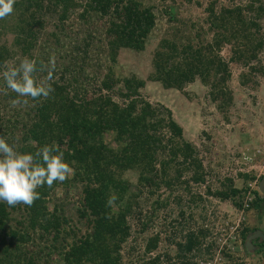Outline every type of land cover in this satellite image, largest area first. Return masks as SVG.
I'll list each match as a JSON object with an SVG mask.
<instances>
[{
    "label": "trees",
    "instance_id": "1",
    "mask_svg": "<svg viewBox=\"0 0 264 264\" xmlns=\"http://www.w3.org/2000/svg\"><path fill=\"white\" fill-rule=\"evenodd\" d=\"M218 1H209L205 9L206 27L198 30L192 24L195 34L188 31L180 41L163 38L158 43L148 81L176 91L198 81L208 89L216 110L224 114L233 103L231 66L239 65L252 74L257 70L254 62L264 51V5L250 0L224 7ZM164 13L170 23L179 22L176 12ZM71 16L74 20L68 26ZM53 18L57 28L47 38L61 52L55 60H44L35 52L47 20ZM155 26L154 11L138 0H16L14 13L0 19V80L6 102L0 101V138L21 154H35L45 145L58 147L74 169L63 183L38 188L40 198L32 206L0 203V264H41L25 246L46 237L52 244L63 242L51 248L58 254V264L166 263L157 253L160 233L144 239L141 259L132 262L125 255L124 249L133 239L130 218L141 211L137 203L140 191L146 189L148 201L162 188H183L194 203L202 200V193H192L191 186L204 187L206 171L172 112L141 96L145 81L135 75L120 78L114 74L120 51H143ZM41 47L48 50V57L52 55L53 47L47 43ZM226 48L229 54L224 58ZM24 58L37 62L38 82V73L46 77L51 74V80L47 77L44 84H50L54 91L47 98H20L26 101L19 104L21 109H12L6 117L2 108L18 97L6 88L2 73ZM131 174L136 175L135 183L128 178ZM241 176L245 181L253 180ZM72 185L81 188L78 212L87 226L80 236L60 214L61 209L50 211L47 206L55 189ZM204 189L207 196L230 200L243 209L246 188L230 185L228 191L209 186ZM182 198L175 196L176 200ZM162 205L159 201L154 204L153 215ZM142 226L145 228L146 223ZM249 231L243 225L242 244ZM208 234L207 229L200 228L188 233L184 243L175 242L176 258L185 259L194 249L201 254ZM211 248L205 247L204 254L210 255Z\"/></svg>",
    "mask_w": 264,
    "mask_h": 264
},
{
    "label": "rangeland",
    "instance_id": "2",
    "mask_svg": "<svg viewBox=\"0 0 264 264\" xmlns=\"http://www.w3.org/2000/svg\"><path fill=\"white\" fill-rule=\"evenodd\" d=\"M138 1L152 8L156 15V26L143 51H120L117 62L113 66L115 76L124 78L135 75L144 80L145 87L141 90V96L148 102L162 105L172 112L173 119L183 129L184 138L196 147L204 164L206 171L204 187L209 186L212 190L227 191L230 185L236 188H246L249 183H252L256 187L259 178L264 175V51L254 62L253 66L257 70L252 74H248L247 69L241 68L239 65L231 66L233 79L229 82V87L232 91L233 103L223 114L216 110L208 96V89L198 81L186 86L183 91L164 90L158 84L148 81V76L152 72V54L158 43L163 38L180 41L181 37L188 34V31L192 35L195 34L196 30H192V24L197 25L196 29L198 28V30L201 26L206 27L204 23L205 9L211 0ZM249 1L219 0L218 3L224 7H232L237 4L244 5ZM259 1L264 5V0ZM169 10L176 12L178 23L169 22L164 13ZM72 16L75 15L72 14ZM73 17L68 20L66 25H72ZM56 25L57 22L54 18L47 20L46 30L41 33V45L36 50L35 56L44 57V60L47 58L55 60L59 57L61 50L56 51V46L51 38H47L49 33L56 31ZM49 42L52 43V46ZM44 43H47L50 48L53 47L52 55L49 57L46 53L48 50H43L41 47ZM44 49L46 48L44 47ZM226 49L222 53L224 58L229 54L228 48ZM12 65L18 66L17 62ZM245 74L248 76L245 77ZM37 75L40 78V83H47L48 76H44L42 72ZM243 81L247 82L243 85L241 84ZM3 87L0 80L1 99L4 92ZM0 101H3V104L6 103L3 99ZM12 109L20 110L21 105L8 103L6 108H2L4 116H10ZM16 140L17 142L20 140L19 134H17ZM241 175L253 177V180L245 181ZM128 178L131 183H135L136 175H128ZM191 187L192 193L198 195L202 193V200L191 203L189 195L183 188L178 191L162 188L159 191L162 194L158 193L160 197L157 194L145 201L148 197L147 191L146 189H143V192L140 191L137 203H139L141 211L136 212V218H130L131 238L133 239L124 249L126 257H129L132 262L141 259L144 239L160 233L161 243L157 253L163 255V261L166 260L165 264H200L218 257L219 244L221 245L219 238L223 231L229 233L235 230L236 224H239L234 233L236 239L232 244L233 250L230 253L227 251L222 253V263L259 264L262 256L245 252L244 243L240 242L241 229L243 225H248L246 224L247 210L241 214L242 208H236L230 200L207 196L204 187L193 185ZM178 194L183 197L181 200L175 199ZM81 197L80 186L72 185L65 189H55L47 203L50 211L53 208L61 209L60 214L68 219L69 226H72L77 236L85 234L87 231L85 220L81 219L78 212L81 209ZM242 200H244V196ZM157 201L163 205L153 215L154 204ZM15 218H19V216L15 215ZM249 218H251L250 215ZM142 223H146L145 228ZM200 228L207 229L209 233L203 240L201 254H197L194 249L185 259L176 258L177 246L175 242L184 243L188 233ZM66 239H68L67 242L70 241V238ZM61 243H63L62 240L52 244L50 238L46 237V240L37 238L33 244L25 246V249L31 251L34 254V260L37 259L41 264H58V254L52 250L53 246L58 247ZM209 245H212L210 255H205L203 251Z\"/></svg>",
    "mask_w": 264,
    "mask_h": 264
},
{
    "label": "clouds",
    "instance_id": "3",
    "mask_svg": "<svg viewBox=\"0 0 264 264\" xmlns=\"http://www.w3.org/2000/svg\"><path fill=\"white\" fill-rule=\"evenodd\" d=\"M16 0H0V19L14 13ZM37 62L24 58L18 66L3 71L5 86L17 95L13 104H20V98H47L54 89L50 84L37 81ZM48 79L51 80V74ZM74 169L64 160L58 147L45 145L35 154L18 153L14 146L0 138V203L9 207L17 204L32 206L40 198L38 188H49L54 183H63L70 178ZM112 200L110 199L109 203Z\"/></svg>",
    "mask_w": 264,
    "mask_h": 264
},
{
    "label": "flooded vegetation",
    "instance_id": "4",
    "mask_svg": "<svg viewBox=\"0 0 264 264\" xmlns=\"http://www.w3.org/2000/svg\"><path fill=\"white\" fill-rule=\"evenodd\" d=\"M263 179L264 175L259 178L257 186L253 192L254 197L246 209L248 218L249 215L251 217L249 220L248 218L246 219V224H248L247 226L250 229L249 233L246 235V238L248 235H252L254 239L252 240V251L245 250V252H252L255 256H260L261 252H264V184L261 186ZM249 224L251 225L249 226ZM263 258L264 254L262 255V259ZM262 259L259 261V264L261 263Z\"/></svg>",
    "mask_w": 264,
    "mask_h": 264
},
{
    "label": "built area",
    "instance_id": "5",
    "mask_svg": "<svg viewBox=\"0 0 264 264\" xmlns=\"http://www.w3.org/2000/svg\"><path fill=\"white\" fill-rule=\"evenodd\" d=\"M254 184L249 183L246 187V196H245V201H244V205H243V209L241 210V214L247 209L248 204L252 201L253 197H254ZM244 219L242 218V221ZM239 224H236L237 227H235L234 229L237 230V228ZM232 229V228H231ZM235 230H232L231 232L227 233V231H223V234L221 235V238H219V243H221V245L219 244V249H218V254H217V258L215 259H209L208 261H205L203 263L200 264H223V257H222V253H224L225 251H227L228 253H230V251L233 250V245L235 243V237H234V233Z\"/></svg>",
    "mask_w": 264,
    "mask_h": 264
},
{
    "label": "water",
    "instance_id": "6",
    "mask_svg": "<svg viewBox=\"0 0 264 264\" xmlns=\"http://www.w3.org/2000/svg\"><path fill=\"white\" fill-rule=\"evenodd\" d=\"M263 184H264V179L261 182V186H263ZM253 239L254 237L252 235L247 236L245 244H244L245 245L244 247L247 251H252V248H253L252 240ZM260 264H264V258L262 259Z\"/></svg>",
    "mask_w": 264,
    "mask_h": 264
}]
</instances>
